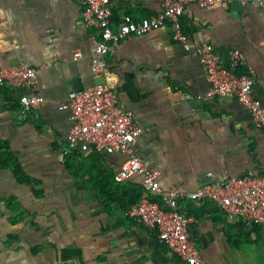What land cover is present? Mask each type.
Returning a JSON list of instances; mask_svg holds the SVG:
<instances>
[{
  "label": "crops",
  "instance_id": "1",
  "mask_svg": "<svg viewBox=\"0 0 264 264\" xmlns=\"http://www.w3.org/2000/svg\"><path fill=\"white\" fill-rule=\"evenodd\" d=\"M110 3L114 22L123 15L141 22L162 11L159 0ZM186 10L181 23L193 49L207 43L225 58L240 51L247 64L237 73L254 77L260 97L264 12L255 4L246 9L189 4ZM99 35L86 25L79 0H0V70L17 65L38 70L34 91L0 85V264H187L161 243L157 230L127 216L121 198L126 203L130 196L106 180L107 172L115 176L122 169L126 156L102 155L91 177L84 170L72 173L68 159L93 152L61 161L72 123L70 111L60 105L76 92L75 81L77 92L96 83L111 88L134 113L143 130L137 152L159 173L165 192L264 176V128L255 127L236 99L207 98L210 84L198 57L172 39L169 25L112 45L96 80L91 56ZM78 52L82 57L75 59ZM24 94H36L43 103L21 118ZM126 182L121 185L143 187L142 176ZM180 210L195 219L190 237L203 264H264L259 226L212 202L182 201Z\"/></svg>",
  "mask_w": 264,
  "mask_h": 264
},
{
  "label": "built area",
  "instance_id": "2",
  "mask_svg": "<svg viewBox=\"0 0 264 264\" xmlns=\"http://www.w3.org/2000/svg\"><path fill=\"white\" fill-rule=\"evenodd\" d=\"M159 1L162 11L153 18L136 22L130 15H123L118 22H114L110 0H79L86 25L100 31L91 56L94 78L101 77L112 45L133 35H145L169 25L172 39L184 51L193 52L198 57L210 84L207 98L236 99L249 110L255 127L264 128V93L256 96L255 79L250 73H237L238 68L247 64L245 56L234 50L225 58L207 43L198 45L194 50L193 41L184 32L181 23L189 4L202 9H230L233 6L246 9L255 4L264 12V0ZM80 57L81 53L75 54V59ZM37 80L38 70L30 66H8L0 70V85L8 84L17 91H34ZM188 98L192 99L190 95ZM42 103L43 99L36 94L21 95L19 117H26ZM60 110L70 111L72 123L66 138L67 146L62 148L61 161L72 153L126 156L127 161L114 176V181L123 184L133 177L142 176V185L147 191V195L128 209L127 216L148 229L157 230L161 243L187 264H203V261L200 250L190 237V227L195 219L180 210L182 201L212 202L245 224L264 230V176L250 175L208 182L188 193L179 190L165 192L159 182V173L151 171L137 152V139L143 130L136 125L134 113L122 107L114 90L96 83L91 88L70 93L60 105ZM150 195L159 200H152Z\"/></svg>",
  "mask_w": 264,
  "mask_h": 264
},
{
  "label": "trees",
  "instance_id": "3",
  "mask_svg": "<svg viewBox=\"0 0 264 264\" xmlns=\"http://www.w3.org/2000/svg\"><path fill=\"white\" fill-rule=\"evenodd\" d=\"M238 74H244V73H238ZM1 146H2V144H0V147ZM2 151L3 150H1V152ZM102 158H103V156L101 154H96V153H94L93 155L89 156V158H86V159L79 156L78 154H73L68 159L70 170L72 171V173H76V174H78V171L84 170L91 177L93 172L96 170L93 162L97 161L99 159L101 160ZM8 159L15 166V161L12 158H10V156H8ZM76 164H78V165H76ZM80 166H82L81 169H79ZM97 173H102L101 169L98 172H96L95 174H97ZM15 174L18 175L17 172H15ZM89 180H90V182H93L92 179H89ZM106 180H108V182L111 185H113V183L114 184L116 183L114 181V176L110 175L109 172H107V174H106ZM114 187L116 188V191L118 193H123L126 195L128 194L130 196L129 201L126 203L124 202L123 198H121V204H122V206H124L125 209H127V211L132 205L138 203L140 201V199L147 193V191L143 187L137 186V185H131V184L121 185V184L116 183ZM150 198L152 200H156V201L159 200L157 197H155L153 195H150Z\"/></svg>",
  "mask_w": 264,
  "mask_h": 264
},
{
  "label": "water",
  "instance_id": "4",
  "mask_svg": "<svg viewBox=\"0 0 264 264\" xmlns=\"http://www.w3.org/2000/svg\"><path fill=\"white\" fill-rule=\"evenodd\" d=\"M80 89V82L79 81H75L74 82V90L77 92Z\"/></svg>",
  "mask_w": 264,
  "mask_h": 264
}]
</instances>
